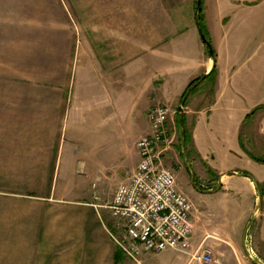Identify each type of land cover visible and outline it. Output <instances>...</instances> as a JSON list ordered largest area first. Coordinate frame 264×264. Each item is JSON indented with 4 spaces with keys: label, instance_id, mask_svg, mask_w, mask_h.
Segmentation results:
<instances>
[{
    "label": "crops",
    "instance_id": "1",
    "mask_svg": "<svg viewBox=\"0 0 264 264\" xmlns=\"http://www.w3.org/2000/svg\"><path fill=\"white\" fill-rule=\"evenodd\" d=\"M202 15L215 61L205 54L195 23L179 34L169 32L175 36L161 47V38H154L152 51L132 61L128 42L124 52L115 50L121 55L115 61L111 44L103 57L89 48L75 92H57L54 98L44 92L38 100L26 90L0 94V264H32L33 191L46 194L52 188L55 194L74 196L90 184L105 191L108 178L115 179L112 186L126 181L139 161L134 144L139 122L148 131L149 110L176 105L189 82L208 74L214 64L213 94L204 84L182 107L195 155L185 166L188 172L194 166L210 168L217 195L238 190L239 184V192L256 201L257 185L264 181L251 172L256 167L242 149L240 132L252 116L246 117L264 106V0H202ZM186 39L196 52L195 63L182 48ZM175 76L182 77L175 81ZM131 78H137L135 84ZM136 86L138 95L131 100L129 89ZM170 127L175 128L173 121ZM211 148L245 159L243 166L231 172L213 169L216 152ZM190 178L183 184L193 187ZM183 184L178 189L190 195ZM36 219V228H43L42 219ZM119 255L117 250L114 258Z\"/></svg>",
    "mask_w": 264,
    "mask_h": 264
},
{
    "label": "rangeland",
    "instance_id": "2",
    "mask_svg": "<svg viewBox=\"0 0 264 264\" xmlns=\"http://www.w3.org/2000/svg\"><path fill=\"white\" fill-rule=\"evenodd\" d=\"M195 8L196 0H0V94L26 90L38 100L44 92L53 98L57 92L65 95L72 89L75 92L88 65L89 48L96 56L103 57L109 53L111 44L115 61L121 58L117 51L115 55V50L124 52L128 42L129 60L139 59L155 47L154 38L160 37L159 46H163L168 38L175 36L169 32L179 34L195 27ZM158 30L160 35L156 34ZM182 46L190 53L191 63H195L197 56L191 41L186 39ZM204 48L207 54L205 45ZM136 80L129 81L135 84ZM137 95V86L130 87V99ZM179 105L177 102L172 107L155 106H165L170 111L167 127L172 144L169 155H164L163 167L173 174L177 185L194 175L200 190L189 183L183 184L191 192V196L183 194L193 206V252L199 247L208 248L211 264H264V196L259 205L258 194L256 201L250 200L247 193L239 192L243 187L239 184L235 186L238 190L217 195V180L211 179L210 168L201 165L187 171L185 164H191L195 155L189 145L182 157ZM181 113L184 115L183 109ZM172 121L175 128L170 127ZM145 125L139 122L137 141L148 133ZM240 138L247 153L264 159V111L252 115L243 126ZM211 149L216 152L215 161L210 162L213 169L231 172L243 166L245 159L228 151L220 154L219 148ZM251 162L256 167L251 170L252 174L264 181V165ZM114 181L108 178L105 191H98L90 184L74 196L55 194L50 187L46 194L32 192L29 198L33 202L35 222L31 230L34 235L32 264L188 263V256L169 250L143 254L138 261L129 260L123 254L114 258L118 248L109 234L117 233L108 210L117 187L112 186ZM36 218H41L45 227L36 228Z\"/></svg>",
    "mask_w": 264,
    "mask_h": 264
},
{
    "label": "built area",
    "instance_id": "3",
    "mask_svg": "<svg viewBox=\"0 0 264 264\" xmlns=\"http://www.w3.org/2000/svg\"><path fill=\"white\" fill-rule=\"evenodd\" d=\"M169 116L165 106H154L147 113L148 133L135 143L137 166L117 186L108 206L117 233L109 235L123 256L132 261L143 254L169 250L188 256L187 264H211L208 248L193 252V206L162 164L172 144Z\"/></svg>",
    "mask_w": 264,
    "mask_h": 264
},
{
    "label": "trees",
    "instance_id": "4",
    "mask_svg": "<svg viewBox=\"0 0 264 264\" xmlns=\"http://www.w3.org/2000/svg\"><path fill=\"white\" fill-rule=\"evenodd\" d=\"M198 20H199V23H200V27H201L202 33H203L205 39L208 41V38H207V35H206L205 26H204V23H203L202 3H201V8H200V10L198 12ZM206 49H207V47H206ZM212 52H213L212 57H210V56L209 57L212 58L213 61H215V52L213 50H212ZM207 54L209 55L208 50H207ZM203 76L198 77V78L192 80L191 82H189V84L185 88V90L182 93L181 98L179 100V103H182V107L186 105L187 100H188V98L190 96H192L193 94H195L196 92L199 91V89L201 88V84L203 82H204V84H206L207 86H209L212 89V92L211 93L213 94V87H214L215 81H216V68H215V64H214L213 68L211 69V71L208 74H206L205 77H203ZM262 109H264V106H261V107L256 108L254 111H252L246 117V119L249 118V117H251L256 112H258L259 110H262ZM183 121H184V127H185L183 150L186 152L187 147L189 145L192 146V143H191V134H190V131H188V128H187V125H186V121H185V116L184 115H183ZM178 127H179V133H180L179 121H178ZM240 143H241V138H240ZM180 147H181V145H180ZM243 148L244 147L242 145V149ZM181 151H182V148H181ZM246 154L250 158H252L254 161H256L257 163L264 165V159L255 157V156H253V155H251V154H249L247 152H246ZM182 157H184V156L182 155ZM208 173L210 174L211 179H215L216 178L215 174L213 172H211L210 170L208 171ZM190 176H191L192 185L194 186L195 189H197L198 191H200L199 188H198V186H197V184H196L194 175L191 174ZM257 190H258V193H259L260 197L264 196V184H258L257 185Z\"/></svg>",
    "mask_w": 264,
    "mask_h": 264
},
{
    "label": "water",
    "instance_id": "5",
    "mask_svg": "<svg viewBox=\"0 0 264 264\" xmlns=\"http://www.w3.org/2000/svg\"><path fill=\"white\" fill-rule=\"evenodd\" d=\"M201 3H202V0H196L195 23H196L197 30L199 32L200 39L202 40L203 44L207 47L209 56L212 57V54H213L212 48H211L209 42L205 39V37H204V35L202 33V30H201V27H200L199 20H198V12H199V10L201 8ZM203 77H205V75ZM177 110L179 112L178 120H179V125H180V145H181V148H182L183 156H185V151L183 150L185 128H184L183 115L181 113L182 103H180V105L178 106ZM186 165H188L187 162H186ZM258 198H259V205H260V198L261 197H260L259 194H258Z\"/></svg>",
    "mask_w": 264,
    "mask_h": 264
},
{
    "label": "bare ground",
    "instance_id": "6",
    "mask_svg": "<svg viewBox=\"0 0 264 264\" xmlns=\"http://www.w3.org/2000/svg\"><path fill=\"white\" fill-rule=\"evenodd\" d=\"M107 14V13H106Z\"/></svg>",
    "mask_w": 264,
    "mask_h": 264
}]
</instances>
